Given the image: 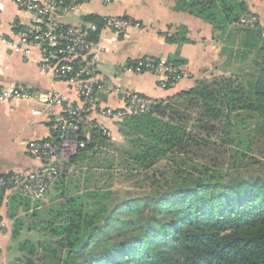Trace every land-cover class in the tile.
I'll use <instances>...</instances> for the list:
<instances>
[{
    "label": "trees",
    "instance_id": "obj_1",
    "mask_svg": "<svg viewBox=\"0 0 264 264\" xmlns=\"http://www.w3.org/2000/svg\"><path fill=\"white\" fill-rule=\"evenodd\" d=\"M174 2L211 25L222 59L190 88L117 124L129 144L117 167L126 177L143 173L134 182L139 190L85 191L55 205L7 190L6 264H264V34L238 24L248 12L244 0ZM167 60L183 62L176 53ZM238 122L248 127L241 130ZM231 133L244 137L252 155L231 149ZM104 139L93 132V141L71 158L78 171L88 159L102 166L97 154ZM164 151L199 165L153 179L146 172L153 155ZM65 180L56 179V189ZM123 210L134 212L116 228Z\"/></svg>",
    "mask_w": 264,
    "mask_h": 264
},
{
    "label": "crops",
    "instance_id": "obj_2",
    "mask_svg": "<svg viewBox=\"0 0 264 264\" xmlns=\"http://www.w3.org/2000/svg\"><path fill=\"white\" fill-rule=\"evenodd\" d=\"M251 11L258 13L264 22V0H249ZM79 24L93 22L97 17L103 26L106 14L120 16L133 25L123 34L101 30L93 39L100 47V76L108 91L99 92V100L116 104L122 99V91H135L152 100L170 97L193 85L197 77L214 71L221 62L220 42L214 38L212 27L203 19L175 7L174 0H111L109 4L93 1L75 10ZM33 17L19 9L10 0H0V35L16 37L18 29L29 28ZM177 35V36H174ZM184 37L186 39H184ZM177 54L187 76L169 88L161 87L159 74L148 71L136 72L132 66L145 57L169 58ZM0 86L29 87L40 94L59 92L66 101L76 102L78 96L63 81H56L40 71L36 50L26 57L0 43ZM118 88L116 92L111 90ZM33 103L25 101L0 102V175L15 171H34L40 160L31 155L28 144L47 134L44 116L33 118ZM111 134L122 138L117 125H111ZM121 136V137H120ZM2 198L1 213L9 197ZM0 229V264H6L9 254L11 220L4 218Z\"/></svg>",
    "mask_w": 264,
    "mask_h": 264
},
{
    "label": "built area",
    "instance_id": "obj_3",
    "mask_svg": "<svg viewBox=\"0 0 264 264\" xmlns=\"http://www.w3.org/2000/svg\"><path fill=\"white\" fill-rule=\"evenodd\" d=\"M33 17L29 28L20 27L16 37L0 35V43L23 56L36 50L39 69L56 81L65 82L78 96L74 103L59 92L36 93L29 87L0 86V102L33 103V118L44 116L47 134L29 142L28 149L40 160L34 171H15L0 175V229L2 197L13 190L32 201L41 200L58 178L74 176L78 167L71 161L76 153L93 141V132L106 137L111 125L130 115L149 112L154 100L135 91H122L116 104L99 100L100 91H108L100 76V47L93 35L101 30L123 34L133 23L114 14L103 17V26L94 22L66 24L63 18L93 1L106 5L111 0H10ZM240 22H253L252 15L243 13ZM132 69L159 74L161 87H172L187 76L182 64L174 65L165 58L139 59ZM119 89H112L117 92Z\"/></svg>",
    "mask_w": 264,
    "mask_h": 264
},
{
    "label": "rangeland",
    "instance_id": "obj_4",
    "mask_svg": "<svg viewBox=\"0 0 264 264\" xmlns=\"http://www.w3.org/2000/svg\"><path fill=\"white\" fill-rule=\"evenodd\" d=\"M244 1L248 8L247 14L252 15L254 21L249 23L245 22L241 24L239 19L238 24L241 26H247V25H249L250 27L255 26L256 29H260L262 31V34H264V22L261 20L259 16L260 14L258 15V13H255L250 10L247 3L249 2V0H244ZM79 19L80 18L76 16L75 11H72L65 17L66 21H70L72 23H76L78 21L80 22L81 20ZM164 88H169V87H164ZM238 126L240 129L247 128L248 123H245V125L239 124ZM138 136H140L141 139H145L149 137L147 135L146 136L143 135L142 133ZM240 136L241 138H237L236 135L231 133V135H229V138L227 139L228 145L233 150L245 152L247 153L248 156L252 155L253 151L250 150V147L248 146V142L245 141L244 137L241 134ZM104 144L105 145L101 146L103 151L97 154L98 162L103 163L100 168H96L95 166L96 164L94 163L96 161H94V159L85 160V163H87L88 165H92V167L87 165L88 167L85 166V168H83L82 171H77V173L74 176L65 180V183L63 184V186H61L60 189H56L55 185L52 184L49 187L47 193L44 195V197L40 200V202L42 203L41 205L59 204L64 199V196L79 194L85 191L111 190L118 194H122L123 191L126 189L132 191H138L139 188H137L134 185V182L136 178H140L141 176H143V173L141 174V172L134 170L132 174L134 175L135 173H137L136 176L138 177L136 176L126 177L127 172L121 170V168H119L120 166L117 167L118 165L117 163H119V160L121 161V159L125 157L120 155V152L122 150H126L129 148L128 142L125 140L123 136L122 138H119L110 134L109 137H106V139H104ZM150 152L152 151L150 150ZM153 157L154 158H152L153 159L152 165L147 170L146 173L149 176L151 175L153 179H158V180H163L177 169L187 171L193 169L194 167L196 168L199 165V163L194 160L192 161L187 157L171 154L168 151L155 154L153 155ZM253 157L258 158L257 155H254ZM240 158L242 157L239 155L238 160H243ZM61 191L64 192L63 197H61V195L58 196ZM139 207L141 210L140 212L141 215L146 214L148 212V208H145L144 205H140ZM132 212H130L129 215L124 210L122 212L120 211L117 219L116 228L120 226L121 220H123L125 217L127 218L131 217L133 215Z\"/></svg>",
    "mask_w": 264,
    "mask_h": 264
}]
</instances>
